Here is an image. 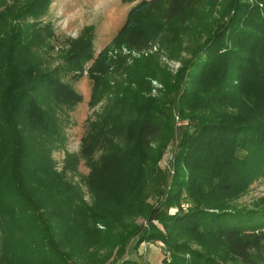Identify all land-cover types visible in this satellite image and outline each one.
Wrapping results in <instances>:
<instances>
[{
	"label": "trees",
	"instance_id": "1",
	"mask_svg": "<svg viewBox=\"0 0 264 264\" xmlns=\"http://www.w3.org/2000/svg\"><path fill=\"white\" fill-rule=\"evenodd\" d=\"M17 1L0 0V19ZM51 1L30 0L19 13L20 19L36 20L29 36L19 28L8 35L0 21V264H144L124 257L130 246L125 222H109L116 231L105 223V230L98 228L95 209L56 167L53 152L65 141L59 112L83 99L62 78L84 74L92 81L89 104L101 95L109 100L81 140L91 176L112 169L118 182L128 180L129 189L144 179L147 167L159 173L161 141L172 133L175 112L188 121L182 125L175 183L157 205L141 207L148 226H130L134 248L162 241V264H264V204L212 202L264 181V0H226L222 21L212 16L209 35L169 87L165 82L160 98L144 92L157 75L149 67L157 62L144 55L130 62L121 49L110 56L107 50L147 52L160 34L177 40L167 24L195 0H120L134 4L109 45L94 56V26L88 25L67 40L70 47L54 66V28L38 21ZM210 1L214 7L217 0ZM160 7L166 24L154 19ZM126 138L134 149L120 142ZM182 193L191 204L186 210L180 208ZM172 207L176 212H169ZM208 236L221 239L227 254L194 246Z\"/></svg>",
	"mask_w": 264,
	"mask_h": 264
},
{
	"label": "rangeland",
	"instance_id": "2",
	"mask_svg": "<svg viewBox=\"0 0 264 264\" xmlns=\"http://www.w3.org/2000/svg\"><path fill=\"white\" fill-rule=\"evenodd\" d=\"M29 2L30 0H18L11 10L0 19L2 29L8 35L17 32L18 28L27 36L34 31L31 23L35 24V19L28 18L27 21L19 18V13L28 6ZM225 2L226 0H217L213 7L214 3L210 0H195L193 6L184 9L181 16L171 24H167L171 30L177 33V40L168 41L164 35L161 37L160 34L152 41L147 52L129 51L124 47L110 46L107 50L108 55H114L121 49L130 62H132V58H137L140 55L147 56L148 62L153 60L157 62V66L149 67L151 73L155 72L157 75L150 77L151 86L144 92L147 96L160 98L167 91L165 82L166 86L171 83L172 75L179 71L183 61L188 59L192 54L191 51L209 35L210 28L215 25L212 16L216 18L217 22L222 21V16L226 14ZM133 4L122 3L120 0H52L44 18L38 20L42 24L51 23L55 31L52 39L53 49L49 53L50 64L54 66L62 61V55L70 47L67 40L77 39L84 27L88 25L94 26L93 44L94 56H96L106 45H109ZM162 11V7L158 8L154 19L166 24ZM112 78L120 79L118 76ZM62 81L72 86L82 95L83 99L74 107L67 106L63 112H59L62 117L60 122L62 121L65 141L53 152L57 169L66 171L67 177L76 184L83 199L95 209L100 217V221L95 224L98 228L105 230L104 223L110 228H114V225L109 223L111 221L125 222L124 227H127L125 231L129 234L128 240H130V246L126 250L127 254L124 255L125 258L139 259L144 264H162L166 256L165 244L162 241H144L134 248L136 237L132 238V227L130 226L147 227L148 222L145 215L141 213V207L157 205L164 199L166 190L174 185L178 167L176 162L180 154L179 142L183 131L182 125L187 124V119L181 120L178 113L175 112L172 133L161 141V154L156 161L159 173L152 172L151 168L147 167L144 179L138 184L132 185V188L126 189L128 180L118 182V178L112 175V169L103 172L102 175L91 176V168L86 164L81 153L82 137L88 130L89 123L97 119L99 114L104 113L109 102L107 96L101 95L100 98L89 104L92 81L86 74L79 79L67 75L62 78ZM120 142L124 146L134 149L127 138L120 139ZM99 154L100 151L97 150L92 156L96 158ZM183 171L187 173L188 169L183 166ZM151 175L154 177L149 179ZM246 185L231 195L216 196L212 200L213 206L232 205L238 208H252L263 205L264 181L256 180L248 187ZM135 194H137V198L134 199ZM182 195H185V199L181 202L180 208L186 210L191 204L186 201V194L182 193ZM169 210L170 213H174L177 208L172 207ZM154 223L159 224L157 221ZM117 229L119 230V228ZM114 230L116 231L115 228ZM99 237L104 238L102 235ZM111 238L116 240L118 234L113 232ZM194 246L198 249H211L222 255L227 254L224 242L212 236L201 238L198 243L194 242ZM117 249L118 246H115L113 252Z\"/></svg>",
	"mask_w": 264,
	"mask_h": 264
}]
</instances>
